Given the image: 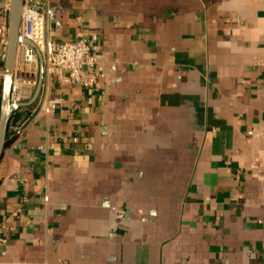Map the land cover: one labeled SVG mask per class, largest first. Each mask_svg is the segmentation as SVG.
Returning a JSON list of instances; mask_svg holds the SVG:
<instances>
[{"label":"crops","instance_id":"crops-1","mask_svg":"<svg viewBox=\"0 0 264 264\" xmlns=\"http://www.w3.org/2000/svg\"><path fill=\"white\" fill-rule=\"evenodd\" d=\"M47 1L102 70L8 130L0 264H264V0Z\"/></svg>","mask_w":264,"mask_h":264},{"label":"built area","instance_id":"built-area-1","mask_svg":"<svg viewBox=\"0 0 264 264\" xmlns=\"http://www.w3.org/2000/svg\"><path fill=\"white\" fill-rule=\"evenodd\" d=\"M10 4L11 0H0V94L3 80L9 75L10 102L18 105L29 101L40 76L37 49L41 52L44 62V76L38 98L34 103L19 106L13 112L21 114L10 122V129L19 132L28 124L32 115L43 108L53 110L59 103V99L50 98V84L53 80L60 84L90 87L96 83L102 65L99 57L91 52V45L84 30H79L73 39L55 41L50 35L48 1L24 0L15 63L12 70L7 72L5 61ZM85 70L91 72L84 74Z\"/></svg>","mask_w":264,"mask_h":264},{"label":"water","instance_id":"water-1","mask_svg":"<svg viewBox=\"0 0 264 264\" xmlns=\"http://www.w3.org/2000/svg\"><path fill=\"white\" fill-rule=\"evenodd\" d=\"M24 0H11L9 10V29H8V41H7V57L5 61V67L7 72H10L14 66L17 50V42L19 40V25L21 20V12ZM33 46L34 44L31 43ZM37 53L40 59V76L39 81L34 91L32 98L22 104H12L10 102V89H11V77L8 75L4 78L1 90L0 100V159L3 154V150L7 141V132L9 120L12 117L13 112L19 107L24 105H30L38 98L42 81L44 76V62L41 52L37 49Z\"/></svg>","mask_w":264,"mask_h":264},{"label":"trees","instance_id":"trees-1","mask_svg":"<svg viewBox=\"0 0 264 264\" xmlns=\"http://www.w3.org/2000/svg\"><path fill=\"white\" fill-rule=\"evenodd\" d=\"M0 100H1V94H0ZM21 113L20 112H15L12 117L9 120V124H8V130L10 131V122L15 119L16 117H18Z\"/></svg>","mask_w":264,"mask_h":264}]
</instances>
